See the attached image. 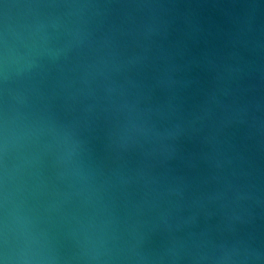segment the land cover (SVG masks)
<instances>
[{
  "label": "water",
  "instance_id": "95a60500",
  "mask_svg": "<svg viewBox=\"0 0 264 264\" xmlns=\"http://www.w3.org/2000/svg\"><path fill=\"white\" fill-rule=\"evenodd\" d=\"M4 40L0 176L34 248L210 264L247 247L264 264L260 0H0Z\"/></svg>",
  "mask_w": 264,
  "mask_h": 264
},
{
  "label": "clouds",
  "instance_id": "9594fccd",
  "mask_svg": "<svg viewBox=\"0 0 264 264\" xmlns=\"http://www.w3.org/2000/svg\"><path fill=\"white\" fill-rule=\"evenodd\" d=\"M264 4V0H260ZM145 7L163 8L162 3L140 5ZM8 5H5L7 8ZM10 77V62L6 40L0 42V92L7 96V81ZM5 107L0 110V153L6 155L10 141L15 134L10 127L11 118L7 111V100L4 99ZM8 172L5 166L0 182L3 184V192L0 193V207L3 208V216L0 218V264H59L56 257L45 254L33 247L34 235L28 230L25 224L10 222L8 213V192H7ZM93 259H96L93 257ZM200 261H209L210 264H248L250 260L258 261L262 259L261 254L245 247L240 253L225 249L220 246V254L215 256L201 255ZM106 264V262H105ZM147 264V261H145Z\"/></svg>",
  "mask_w": 264,
  "mask_h": 264
}]
</instances>
